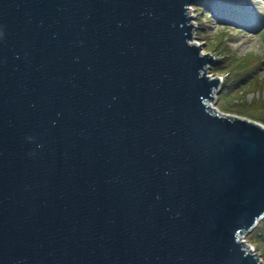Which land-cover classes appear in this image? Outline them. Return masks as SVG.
<instances>
[{"label":"water","instance_id":"water-1","mask_svg":"<svg viewBox=\"0 0 264 264\" xmlns=\"http://www.w3.org/2000/svg\"><path fill=\"white\" fill-rule=\"evenodd\" d=\"M194 0H0V264H264V124L209 104Z\"/></svg>","mask_w":264,"mask_h":264},{"label":"rangeland","instance_id":"rangeland-1","mask_svg":"<svg viewBox=\"0 0 264 264\" xmlns=\"http://www.w3.org/2000/svg\"><path fill=\"white\" fill-rule=\"evenodd\" d=\"M213 6L221 9L209 14ZM190 15V41L212 56L206 67L220 76L210 104L264 124V0H194ZM263 230L264 218L243 238L264 260Z\"/></svg>","mask_w":264,"mask_h":264},{"label":"trees","instance_id":"trees-1","mask_svg":"<svg viewBox=\"0 0 264 264\" xmlns=\"http://www.w3.org/2000/svg\"><path fill=\"white\" fill-rule=\"evenodd\" d=\"M217 8H218V7L213 6V7H212V10H213V11L209 12V14H212V12H214V10H217ZM218 9H219V8H218ZM220 9H221V8H220ZM220 9H219V10H220ZM217 11H218V10H217ZM209 14H208V16H209ZM206 19L208 20L209 17H206ZM220 56H225V53H220ZM263 218H264V217H263ZM259 222H261V220H260ZM263 233H264V230H263ZM261 234H262V232H261Z\"/></svg>","mask_w":264,"mask_h":264},{"label":"bare ground","instance_id":"bare-ground-1","mask_svg":"<svg viewBox=\"0 0 264 264\" xmlns=\"http://www.w3.org/2000/svg\"><path fill=\"white\" fill-rule=\"evenodd\" d=\"M191 40V39H190ZM209 104H210V101H209ZM212 106H214V104H211Z\"/></svg>","mask_w":264,"mask_h":264},{"label":"clouds","instance_id":"clouds-1","mask_svg":"<svg viewBox=\"0 0 264 264\" xmlns=\"http://www.w3.org/2000/svg\"><path fill=\"white\" fill-rule=\"evenodd\" d=\"M195 43V42H194ZM196 44V43H195Z\"/></svg>","mask_w":264,"mask_h":264}]
</instances>
